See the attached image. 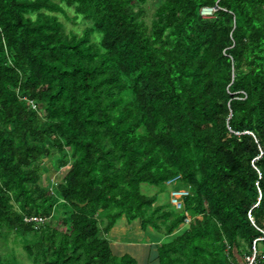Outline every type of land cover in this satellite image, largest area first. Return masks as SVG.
I'll return each mask as SVG.
<instances>
[{
  "label": "trees",
  "instance_id": "trees-1",
  "mask_svg": "<svg viewBox=\"0 0 264 264\" xmlns=\"http://www.w3.org/2000/svg\"><path fill=\"white\" fill-rule=\"evenodd\" d=\"M146 3L0 0V264L9 237L29 264H136L106 239L121 218L186 227L157 264H242L255 240L264 264V0H160L149 24Z\"/></svg>",
  "mask_w": 264,
  "mask_h": 264
},
{
  "label": "rangeland",
  "instance_id": "rangeland-1",
  "mask_svg": "<svg viewBox=\"0 0 264 264\" xmlns=\"http://www.w3.org/2000/svg\"><path fill=\"white\" fill-rule=\"evenodd\" d=\"M160 0H147V3L144 5V14H143V19L145 20V22L147 24H149V22L151 21L152 17H153V12L154 10L157 8L158 4H159ZM74 16L73 12L68 10L67 14L65 17H63L62 15H58V19L59 21L64 25L65 29L74 31V32H80L83 28H84V24L81 23L80 19H77L75 21V23H72V17ZM45 165L44 167L47 169V173L49 175H52V182H57L60 180V178H62V176L67 172L68 169L63 168L60 169L58 172H54V167L51 166V164L49 163L48 160H44ZM45 169V171H46ZM176 185H179L178 183H175L172 187L175 188ZM140 192L146 196H156L157 200L159 201L158 203H163V204H167L169 202V195L171 193L170 191V187L166 186V187H161V186H149L146 184H142L140 186ZM124 220L120 219L119 221H117L115 223L119 224V223H123ZM114 225V226H115ZM186 227L185 226H180V228L178 230H176L173 235L171 236H164V234L159 233V237H158V245H161L163 243H166L167 241H169L172 237L180 234ZM157 232H155L154 230L151 229L150 231V239L153 240L152 242H155V237ZM12 241V237L8 238V246L11 247V252L13 253V256L15 258V261H17L18 264H29L27 257L25 256V254L23 253V251L21 250L20 246L17 245H13L11 243ZM153 246V245H152ZM137 249H136V248ZM139 247V248H138ZM142 247V249L140 248ZM146 247L145 244L142 243H133V247H127V246H123V250L125 251L124 253L129 255L130 257H132L136 264H146V260L145 258H143V255L145 254L144 252V248ZM153 248H155L153 246ZM152 248L151 251H149V253H152ZM142 254V255H141ZM144 260V261H143Z\"/></svg>",
  "mask_w": 264,
  "mask_h": 264
},
{
  "label": "crops",
  "instance_id": "crops-1",
  "mask_svg": "<svg viewBox=\"0 0 264 264\" xmlns=\"http://www.w3.org/2000/svg\"><path fill=\"white\" fill-rule=\"evenodd\" d=\"M121 219H123L124 222L113 226L106 235V239L109 243L112 254L115 256L127 255L124 253L125 251L123 250V246L133 247V243H142L146 245V247H143L145 252L143 258L147 259L146 264H157L155 258L156 249L159 246V233H156L157 236L155 237V242H152L153 240L150 239L151 228L142 230L138 221H133L132 223L128 224L124 218ZM152 245L155 248H153ZM140 248L142 249V247ZM151 248L153 251L150 254L149 251H151Z\"/></svg>",
  "mask_w": 264,
  "mask_h": 264
},
{
  "label": "built area",
  "instance_id": "built-area-1",
  "mask_svg": "<svg viewBox=\"0 0 264 264\" xmlns=\"http://www.w3.org/2000/svg\"><path fill=\"white\" fill-rule=\"evenodd\" d=\"M215 11V9H209V8H203L200 13L203 17H211L212 13ZM176 182V179H173L166 183L168 186H173ZM171 193L169 195V202L176 210L182 209V200L184 197L187 196L188 191L184 189H171ZM33 221H41L39 218L31 219ZM189 219L186 218L184 223L188 224ZM264 240V238H259L258 241ZM256 240L253 241L252 247H251V253L250 255H246L244 258V262L242 264H258L257 263V250L255 247Z\"/></svg>",
  "mask_w": 264,
  "mask_h": 264
}]
</instances>
